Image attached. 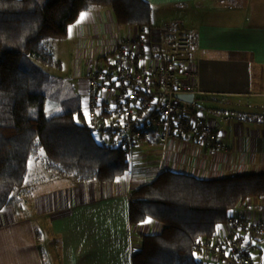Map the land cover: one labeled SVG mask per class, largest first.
<instances>
[{
	"label": "crops",
	"instance_id": "obj_1",
	"mask_svg": "<svg viewBox=\"0 0 264 264\" xmlns=\"http://www.w3.org/2000/svg\"><path fill=\"white\" fill-rule=\"evenodd\" d=\"M146 1L159 8L190 9L194 21L185 25L184 33L191 47L184 58L198 74L194 83L201 94L180 103L198 111L194 106L201 99L228 150L206 148L193 137L172 141L165 150L146 143L133 151L130 171L110 184H71L30 173L33 178L18 195L21 202L0 211V264H131L141 237L160 234L165 227L153 218L130 226L131 197L138 188L163 171L205 180L264 173V124L241 122L236 115L264 112V0ZM114 23L115 16L101 7L82 14L71 28L80 39L79 49L85 52L92 43V50L84 53L86 66L91 68L98 59L95 54L101 59L125 38ZM169 25H152L164 33V40L155 37L163 45L176 33ZM102 33L117 35L113 47L101 40ZM24 207L33 212L34 221L23 215ZM263 208L264 199H254L236 212L255 221Z\"/></svg>",
	"mask_w": 264,
	"mask_h": 264
},
{
	"label": "trees",
	"instance_id": "obj_2",
	"mask_svg": "<svg viewBox=\"0 0 264 264\" xmlns=\"http://www.w3.org/2000/svg\"><path fill=\"white\" fill-rule=\"evenodd\" d=\"M101 7L122 27L152 29L153 6L146 0H0V211L21 202L30 162L41 152L44 170L79 183H114L131 169L128 155L93 135L82 101L67 113L45 116L40 65L58 62L44 41H64L82 14ZM236 115L264 124V112ZM254 199H264V173L205 180L163 171L131 197V227L149 218L165 226L141 237L131 264H198L196 241L212 240L237 208Z\"/></svg>",
	"mask_w": 264,
	"mask_h": 264
},
{
	"label": "built area",
	"instance_id": "obj_3",
	"mask_svg": "<svg viewBox=\"0 0 264 264\" xmlns=\"http://www.w3.org/2000/svg\"><path fill=\"white\" fill-rule=\"evenodd\" d=\"M169 45L155 39L164 33L134 28L119 39L87 76L82 114L96 139L128 156L141 145H161L186 137L206 148L226 151L208 117L183 105L177 96L201 94L197 72L187 66L184 53L191 38L176 32ZM100 142V141H99ZM264 236V221H249L232 213L212 240L196 241L198 264H258L253 242Z\"/></svg>",
	"mask_w": 264,
	"mask_h": 264
},
{
	"label": "rangeland",
	"instance_id": "obj_4",
	"mask_svg": "<svg viewBox=\"0 0 264 264\" xmlns=\"http://www.w3.org/2000/svg\"><path fill=\"white\" fill-rule=\"evenodd\" d=\"M216 5V4H215ZM220 5V4H219ZM153 6V26H157V28H161L162 24L165 22L169 23L170 31L173 29L176 32H181L182 35L187 36L184 32L188 30L186 26H189L194 18L192 17V13L190 9H181L178 7H164L159 8L157 4H152ZM221 6V5H220ZM222 7V6H221ZM110 13L111 10L106 8ZM184 23V25L182 24ZM114 28H119L122 30L124 37H126L127 32H129V27H122L119 24L114 23ZM100 38L102 41L110 44L111 47L114 46L115 38L117 35L111 36L110 34L102 33L100 34ZM46 47L51 51L53 56H55L57 65L54 66H46L41 64L40 67L44 70L46 74V85L44 87L45 93L48 95L45 116L47 118L57 116L59 114H64L69 112L70 109H73L79 105V103L84 99L85 95L80 90H82V86L85 83L86 76L92 71L96 70V65L101 60V54L98 52L94 56H96V64H93L92 67L86 66L84 60V53L92 49V43L90 42L86 47L87 50L84 52V48L79 49L80 39L76 37L74 34H70L68 38L64 41L59 40H46L44 41ZM91 54V53H90ZM92 55V54H91ZM201 99L197 98V105L194 107L198 110L197 112L201 113L203 116L208 117L210 121V117L213 116L211 111L205 109L203 104H201ZM83 105V103H82ZM210 116V117H209ZM211 122V121H210ZM102 142V140H99ZM44 152H41L39 155L35 156L34 159L30 162V173L33 176L34 174L39 178H45L47 176H56L57 178H61L65 181H70L71 184L79 183L73 177H65V176H57L49 171L44 170L43 167V157ZM132 156H129V161H131ZM30 178L28 177L27 182H30ZM82 184V183H81ZM29 189V186L27 187ZM47 188H42L41 191H45ZM264 209V208H263ZM27 217H31L33 220V212L30 213L29 209L24 207L23 215ZM255 222L264 221V212L259 215V217L255 218ZM249 220V219H248ZM34 221V220H33ZM251 221V219L249 220ZM43 224V223H42ZM43 229V228H42ZM254 250H252L254 258L259 264H264V236L261 241H254Z\"/></svg>",
	"mask_w": 264,
	"mask_h": 264
},
{
	"label": "water",
	"instance_id": "obj_5",
	"mask_svg": "<svg viewBox=\"0 0 264 264\" xmlns=\"http://www.w3.org/2000/svg\"><path fill=\"white\" fill-rule=\"evenodd\" d=\"M193 95H190V94H181L180 96H177V98L179 100H181L182 98H185V100H189L191 102H193Z\"/></svg>",
	"mask_w": 264,
	"mask_h": 264
}]
</instances>
